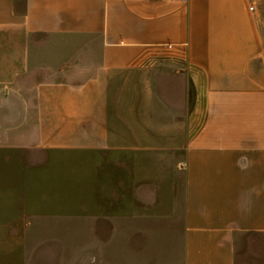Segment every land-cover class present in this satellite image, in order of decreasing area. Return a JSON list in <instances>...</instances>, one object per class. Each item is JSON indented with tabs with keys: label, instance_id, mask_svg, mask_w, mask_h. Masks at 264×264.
I'll list each match as a JSON object with an SVG mask.
<instances>
[{
	"label": "crops",
	"instance_id": "1",
	"mask_svg": "<svg viewBox=\"0 0 264 264\" xmlns=\"http://www.w3.org/2000/svg\"><path fill=\"white\" fill-rule=\"evenodd\" d=\"M0 183V264H264V0H0Z\"/></svg>",
	"mask_w": 264,
	"mask_h": 264
},
{
	"label": "rangeland",
	"instance_id": "2",
	"mask_svg": "<svg viewBox=\"0 0 264 264\" xmlns=\"http://www.w3.org/2000/svg\"><path fill=\"white\" fill-rule=\"evenodd\" d=\"M97 157H99V156H97ZM106 157L112 158V155H106ZM96 163L99 164V160H96L94 165H96ZM103 163H104L103 164L104 167H105L106 163H107L106 166L112 165V163L111 162L109 163V161H107V159L103 160ZM78 165L74 166V169H76V170L81 169V167H80L81 165L80 166H78ZM103 171L105 173V168ZM109 171H111V170H109ZM109 171L106 169V172L110 175ZM74 173H75V170H74ZM12 178H10L8 182H6V184H8V185H6V186H8V189L12 190V189H14V186L17 187V185H18L20 193L23 192L24 187L22 186L21 180L19 183H16L17 185H15L14 180ZM79 180H80L79 176L77 174H74L73 176H71V182L72 183H68V184H69L70 188H74V189L78 188V190H82V192L74 190V192L71 196H68L66 194V198L71 197V199L73 198L77 201H74V202L55 201L54 203H52V205L54 206L53 211L60 212V211L66 210V209H73V210L86 209L88 212H91V213L105 212L106 214H108V213L112 212L113 208L116 209V179H113L111 177L110 182H112V184H110L107 179H105V178L101 179L100 178L99 179L100 183L95 188L93 186H83L82 181L81 180L79 181ZM90 180H92V179L90 178ZM101 184H102V186H101ZM62 186L63 185H60L59 187H62ZM56 189H57V187H56ZM0 190H1V183H0ZM57 190H56V192H57ZM59 191L61 193H59ZM59 191L57 193H54V198H56V200L65 198L64 188L62 187ZM12 197H14V195L10 194L9 198H12ZM25 203L16 202V201L8 202V204L11 205L12 208H15V205H19L21 207V205L23 204L24 208H26L29 211H32L33 210L32 209V203L31 202H29V203L27 202L26 204ZM1 204L2 203L0 201V207H1ZM100 219L101 220L97 219L98 221L93 220V222L91 221V219H89L87 224H94L95 225L98 222L100 225L106 226V225H111L113 223V221L116 220V219H113L112 217H109V218L100 217ZM20 236L21 235H18V236L13 235L12 241H16L17 237H18V240L20 241V238H21ZM114 236L115 235L110 234V233H104V234H99V235L84 234V235H72V237H73L72 239H73V242H76L78 240H80V241L83 240V241H87V242H92V241H96V240L97 241L103 240L105 242H111L114 240L113 239ZM69 239H70L69 235H66L63 233L62 234L61 233H55V234H49V235H34L31 233L25 234L26 242L27 241L31 242V243H37L38 241L46 242V243H42V244H45V246L49 245V243L53 244V242L64 243V242L70 241ZM2 241H7V237L5 234L0 233V243ZM263 250H264V247H263Z\"/></svg>",
	"mask_w": 264,
	"mask_h": 264
},
{
	"label": "built area",
	"instance_id": "3",
	"mask_svg": "<svg viewBox=\"0 0 264 264\" xmlns=\"http://www.w3.org/2000/svg\"><path fill=\"white\" fill-rule=\"evenodd\" d=\"M249 9H250V10L253 9V4H251V5L249 6ZM178 168H179V169H184V168H185V163H184V162H179V163H178Z\"/></svg>",
	"mask_w": 264,
	"mask_h": 264
}]
</instances>
